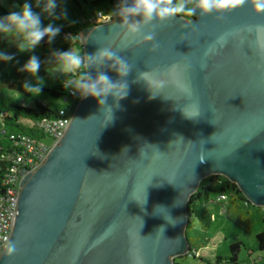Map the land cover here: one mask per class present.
Wrapping results in <instances>:
<instances>
[{
    "label": "water",
    "instance_id": "water-1",
    "mask_svg": "<svg viewBox=\"0 0 264 264\" xmlns=\"http://www.w3.org/2000/svg\"><path fill=\"white\" fill-rule=\"evenodd\" d=\"M122 23L85 26L78 41L131 66L123 78L111 60L85 69L126 80L127 97L81 98L45 161L19 171L14 250L0 247V264H173L192 250L187 202L211 175L264 208V12L177 14L138 35ZM142 72L165 81L155 98Z\"/></svg>",
    "mask_w": 264,
    "mask_h": 264
},
{
    "label": "trees",
    "instance_id": "trees-1",
    "mask_svg": "<svg viewBox=\"0 0 264 264\" xmlns=\"http://www.w3.org/2000/svg\"><path fill=\"white\" fill-rule=\"evenodd\" d=\"M112 1L114 0H97L92 2L91 6L101 3L112 6ZM8 2L12 6V10H16L25 2L30 3L33 11L38 12L41 19L49 14L45 2L39 3L37 0H8ZM90 9L89 6L82 7L76 0H72L70 12L73 22L59 27L60 32L57 34L58 38L56 39L67 40L69 46H80L78 41L79 31L88 26L83 19L87 18ZM8 11L10 10L0 2V15ZM9 40V34H0V51L13 56L10 61H0V194L4 191L2 182L11 166L9 158L19 151L18 136L25 133L39 138L44 137L42 130H38L39 124L42 120L56 118L57 115V109L49 108L41 101L36 100L33 106H28L19 99L9 96L7 91L22 92L25 81L35 85L40 78H43L44 83L47 84L57 82L53 86L43 88V90L50 93L52 98H57L65 95L68 90L64 88V82L74 77V74L62 73L56 67L54 52L59 51L55 43L57 40L50 42L48 37L45 36L39 42L44 55L39 60L40 69L36 75L19 70L28 59H22L20 56L15 55L12 47H6ZM81 71H84V69L78 70L75 74L79 76ZM213 194L217 196L219 194L227 195L226 205L221 204L225 212L229 210L233 212L239 220L241 228L255 237L259 251L264 254V208L252 205L239 187L223 175L216 174L202 179L198 189L187 202L189 219L193 217L204 227L210 226L211 215L206 206L212 202L211 196ZM187 227L190 228V221ZM189 240L191 241V249H194L193 239L189 237ZM241 247H244V244L240 241L230 243L228 254L225 257H216L213 264H240L238 255Z\"/></svg>",
    "mask_w": 264,
    "mask_h": 264
},
{
    "label": "clouds",
    "instance_id": "clouds-1",
    "mask_svg": "<svg viewBox=\"0 0 264 264\" xmlns=\"http://www.w3.org/2000/svg\"><path fill=\"white\" fill-rule=\"evenodd\" d=\"M246 3L254 12H264V0H132L130 5L125 0L124 6L118 10L117 14L123 20L121 27L126 28L130 35H138L142 33L143 26L154 19L167 20L177 14L183 17H194L198 12L200 14L216 13L222 15L236 10ZM55 7V0H48L46 10H52ZM135 17H140V19H134ZM59 32L60 28L53 27L52 24L44 26L40 14L33 11L31 4L27 2L16 10L0 15V34H13L18 42L17 47L21 52L34 49L45 36L51 42ZM141 39L151 41L154 39V34L151 32L142 34ZM54 56L56 67L62 73L75 74L78 70L86 69L96 63H103L105 60L113 61L110 67L121 78L126 77L131 70V66L124 59L108 48L99 49L93 55L65 50L57 51ZM12 59V55L0 51V61H10ZM39 69L40 61L38 57L33 55L19 70L36 75ZM139 78L147 82L152 93L150 99L155 98L159 90L165 85V81L158 79L152 73L142 72L139 74ZM43 85L44 80L40 78L35 85L25 81L23 88L33 96H39ZM63 86L65 89H75L81 98L89 96L99 98L98 103L100 105H106L107 98L111 96L114 98L117 107H119V101L127 97L129 93L126 80H113L104 72L93 77L88 72L81 71L78 78L65 81ZM184 114L188 118H194L199 115V111L193 106L191 109L185 110ZM13 250L9 243L5 245L7 254L12 253Z\"/></svg>",
    "mask_w": 264,
    "mask_h": 264
},
{
    "label": "rangeland",
    "instance_id": "rangeland-1",
    "mask_svg": "<svg viewBox=\"0 0 264 264\" xmlns=\"http://www.w3.org/2000/svg\"><path fill=\"white\" fill-rule=\"evenodd\" d=\"M39 3L45 2L47 4L48 0H37ZM72 0H55L56 7L52 10H47L48 15H45L41 20L44 26L52 24L53 27H61L66 24L73 22V17L70 12V3ZM78 4L82 7L85 5L89 6L91 9L88 14L96 13L102 11L104 13H115L112 6L108 4H98L96 6H91V3L97 0H76ZM8 10H12V6L8 0H0ZM65 12L67 15L65 16ZM10 35V40L6 47H12L14 54L20 56L22 59H29L30 56L35 55L40 60L42 58L43 50L38 44L34 49L21 52L17 47V39L13 34ZM57 36L52 40L55 41ZM57 45V50H73L83 53L82 46L79 45H68L67 40L61 41L58 39L55 42ZM67 44V45H66ZM68 46V47H67ZM56 53V52H54ZM57 84L53 82L51 84L44 83L42 91L39 96H33L31 93L27 92L25 89L22 92L8 90L9 96H12L20 101L24 102L28 106H33L36 100L41 101L45 106L58 109L64 105L62 96L57 98H52L50 93L43 88L50 87ZM217 195L213 194L211 196L212 202H210L206 208L211 215V224L209 227H204L196 218H190V228L187 229V235L193 239L192 245L195 249H198L201 256L207 261L213 263L216 257H225L228 254V246L234 241H240L244 244L238 255V261L240 264H264V254L259 251L256 243V239L253 235L245 232L241 226L239 220L235 217L231 210H224L221 204L215 202ZM226 209V207H225ZM182 261H191L189 257L177 258Z\"/></svg>",
    "mask_w": 264,
    "mask_h": 264
},
{
    "label": "built area",
    "instance_id": "built-area-1",
    "mask_svg": "<svg viewBox=\"0 0 264 264\" xmlns=\"http://www.w3.org/2000/svg\"><path fill=\"white\" fill-rule=\"evenodd\" d=\"M125 0L112 1V7L115 13H104L98 11L91 13L86 19H83L88 26H95L101 23H107L114 20L119 15L118 10L124 6ZM85 71V69H84ZM78 78L74 74L72 79ZM64 105L57 109L56 118L44 119L39 124L38 130H42L44 137L39 138L30 134L21 133L19 138V151L9 158L11 166L2 182L4 191L0 194V247H4L10 240L15 217L17 214L18 198L21 191V179L19 174L21 169L26 171L36 170L46 159L53 147H55L64 136L71 119L75 113L76 107L81 99L75 89L69 88L65 95L62 96ZM228 197L226 194H219L215 202L219 204L226 203ZM199 259L201 253L197 249L192 251L185 258ZM174 257L173 264H187Z\"/></svg>",
    "mask_w": 264,
    "mask_h": 264
},
{
    "label": "crops",
    "instance_id": "crops-1",
    "mask_svg": "<svg viewBox=\"0 0 264 264\" xmlns=\"http://www.w3.org/2000/svg\"><path fill=\"white\" fill-rule=\"evenodd\" d=\"M226 205V203H223ZM198 250V249H197ZM191 261H183L184 263H187V264H213L209 261H207L206 259H204L203 257H201L200 259H192L190 258Z\"/></svg>",
    "mask_w": 264,
    "mask_h": 264
}]
</instances>
